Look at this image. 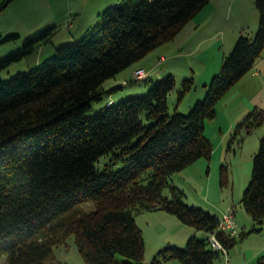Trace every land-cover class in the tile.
I'll return each mask as SVG.
<instances>
[{
    "label": "trees",
    "instance_id": "16d2710c",
    "mask_svg": "<svg viewBox=\"0 0 264 264\" xmlns=\"http://www.w3.org/2000/svg\"><path fill=\"white\" fill-rule=\"evenodd\" d=\"M9 1L1 0L0 10ZM207 2L119 0L102 9L79 39L56 47L27 71L0 78L1 264H48L53 245L70 235L87 264H144V241L134 216L155 209L206 236L191 235L182 248H159L149 264H213L220 252L209 245L212 232L226 251L235 244L234 235L217 230V215L185 203L182 191L168 180L198 158L210 159L204 121L214 117L219 98L264 48V0H254L259 14L254 34L237 36L204 85L203 99L187 113L176 106L168 111L167 96L175 87L168 73L145 94L107 99L87 115L91 102L116 88L103 89L104 80L171 40ZM49 34L50 28L24 38L21 47L0 58V71ZM192 83V77L182 80L177 102ZM256 115L254 123H260L264 111ZM109 153L123 164L97 167ZM226 177L221 165V185ZM165 187L168 194L162 192ZM83 201H92L94 210L71 212ZM240 202L255 222L264 220V134ZM117 255L127 259L119 261Z\"/></svg>",
    "mask_w": 264,
    "mask_h": 264
},
{
    "label": "rangeland",
    "instance_id": "374dc122",
    "mask_svg": "<svg viewBox=\"0 0 264 264\" xmlns=\"http://www.w3.org/2000/svg\"><path fill=\"white\" fill-rule=\"evenodd\" d=\"M118 1H9L0 10V58L21 47L26 37H34L49 28L51 34L45 40L36 43L20 59L10 62L3 68L0 71V78L7 79L17 72L27 71L50 57L56 47L79 39L97 20L102 9L108 5H115ZM258 17L254 0H208L200 13L192 19L191 24L199 25L193 35L194 38L186 41V37H183L181 41V36L189 35L185 31H180L176 35L178 37L148 52L149 55L144 60L152 59L150 64L154 65L155 70H170L175 78L177 91L184 78L192 77L191 88L182 95L177 105V91L173 89L168 94L170 113L176 106L178 112L185 114L190 103L203 99L202 96L199 100H194L203 84L202 75L213 67H220L222 57L229 53L234 44L233 36L240 33L246 36L254 34ZM12 34L17 36L7 37ZM160 54L165 56V60L159 59ZM136 65L130 64L115 76L103 81V89L116 88L102 93L100 100L91 102L87 115L95 114L104 106L107 99L116 102L131 95L145 94L151 83L162 77L152 75L145 79L148 73L143 68H138L142 69V74H138L136 71L138 69L132 72ZM123 78L130 80L123 83L125 81H122ZM257 111H264V48L251 69L219 98L215 104L214 117L204 121V135L212 144L210 159L198 158L169 176V184L182 191L185 203L208 210L218 217L232 209L236 224L234 233L236 242L226 254L220 253L214 264H257L258 260L264 261V220L260 223L255 222L240 202L243 189L250 179L252 155L257 149L259 138L264 134V119L260 123H254ZM109 164L116 169L123 163L116 159L113 153L101 156L96 162L99 168ZM221 165L225 166L227 173L226 182L222 185L219 182ZM162 192L168 194V187L163 188ZM94 208L92 201H83L76 204L71 212H90ZM140 219L141 217L139 221ZM181 226H184L185 230L195 231L191 226ZM253 227L259 230L250 231ZM161 228L159 225L158 230L163 231ZM142 231L144 259L146 258L149 264L157 251V246L153 242L156 230L143 228ZM177 231H173L175 237L181 239L183 232ZM191 235L194 234L188 235L179 245L172 243L164 244L162 247L169 245L182 248ZM196 237H205V232L196 231ZM116 258L119 261L127 259L120 255ZM4 261L5 255L0 254V264ZM47 263L87 264L80 256L72 235L64 236L53 245L52 255Z\"/></svg>",
    "mask_w": 264,
    "mask_h": 264
},
{
    "label": "crops",
    "instance_id": "0c3cea01",
    "mask_svg": "<svg viewBox=\"0 0 264 264\" xmlns=\"http://www.w3.org/2000/svg\"><path fill=\"white\" fill-rule=\"evenodd\" d=\"M203 7L179 30V32L180 31H185V33L187 32V35H189V36H181L180 37V39H182L181 41H183V37H186L185 38L186 41L188 39L194 38L193 35L196 32V28L199 25L191 24L192 21H193L192 19H194V17H196V15L198 13H200V11L203 9ZM176 35L172 39H174L175 37H178ZM233 37L234 38L232 39V44L234 43V41L237 38V36H233ZM198 39H202V38H198ZM148 55L149 54L147 53L145 56L141 57L140 59H138L137 61L132 63V64H134V63L137 64L136 67L133 68L132 72L135 69L143 68L148 73L147 77L145 79H148V78L152 77V75L156 76V77H160V76H163L164 74H167V73L171 74L172 73L168 69L155 70L153 68L154 65L150 64V61L152 59L150 61L149 60H144L145 57H147ZM164 58H165V56L163 54L159 55V59L165 60ZM218 69H219V67H213L210 71H207L206 73H204L205 75H202L203 76L202 77L203 78L202 79L203 80L202 81L203 84H202V87L200 88V93L197 94V97L194 100L202 98V96L204 95V92H205V86L204 85L208 83V81H207L208 78L211 77L214 73H216L218 71ZM131 77H132V73H131ZM131 77H129V78H131ZM129 78L128 79L123 78L122 81L125 80V82L127 83L128 81H126V80H130ZM174 90L177 91L176 85L174 87ZM177 103H176V105H177ZM190 105H191V103L188 106L190 107ZM140 217H141V219L139 221ZM134 218H135V222H136L137 226L140 228L141 232H143L142 231L143 228L151 229L152 231L156 230L154 232V234H153L154 235V239H155V240H153V242L157 246V248L155 247L156 250L161 248L164 244H172V243H174V244L179 245L183 241H185V238H187L188 235H190V234L196 235V230L195 231L185 230L184 226H181V225H185V224L181 223L174 215H172V214H170V213H168V212H166L164 210H161V209L140 211V212L135 214ZM139 222H141V224ZM159 225L162 227L161 229H164L163 231L158 230ZM175 230L176 231L177 230L178 231L181 230L183 232V233H181V235L183 236V237H181V239H179L180 237H175V233L173 232ZM205 236H206V233H205ZM176 238H178V239H176ZM147 263L148 262L146 261V258H145L144 259V264H147ZM162 264H181V263L179 261H177V260L176 261L175 260H167V261H164Z\"/></svg>",
    "mask_w": 264,
    "mask_h": 264
},
{
    "label": "built area",
    "instance_id": "2783aa9c",
    "mask_svg": "<svg viewBox=\"0 0 264 264\" xmlns=\"http://www.w3.org/2000/svg\"><path fill=\"white\" fill-rule=\"evenodd\" d=\"M138 74H142V69L136 70ZM125 83V81H124ZM236 224L234 222V214L232 209H228L227 212L223 213L220 217H218V224H217V230H221L228 235H234L236 231ZM209 245L212 250H216L220 253L226 254V249L222 246V244L218 241V239L215 237L214 232L210 233L207 237ZM228 259L226 258L225 261Z\"/></svg>",
    "mask_w": 264,
    "mask_h": 264
}]
</instances>
